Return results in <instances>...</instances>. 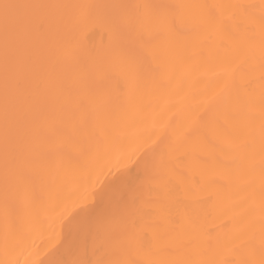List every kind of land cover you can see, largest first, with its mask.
Here are the masks:
<instances>
[{
  "label": "bare ground",
  "instance_id": "bare-ground-1",
  "mask_svg": "<svg viewBox=\"0 0 264 264\" xmlns=\"http://www.w3.org/2000/svg\"><path fill=\"white\" fill-rule=\"evenodd\" d=\"M94 9L101 22L81 26L76 39L88 50L111 44L105 15L151 11L140 5H208L175 9L181 45L162 70L145 76L129 93L113 81L115 107L83 129L64 128L41 146V159L26 180L9 192L12 227L5 242V193L0 162V264H240L264 259V0H56ZM201 12L208 14L202 17ZM210 20L211 23H205ZM167 33L157 43L164 44ZM135 33L127 47L135 48ZM82 70L71 65L69 77ZM115 79L122 80L119 72ZM251 97L250 108L237 103ZM233 118L225 122V113ZM196 129L216 144L209 151L198 139L190 155L167 161L176 141ZM238 145H248L241 152ZM220 163L226 167H220ZM175 169L172 171L171 169ZM217 178L212 199L195 181ZM182 174V177L181 175ZM154 176V179L149 177ZM204 203H199L200 201ZM134 201V203H133ZM129 206L133 215H122ZM194 215L196 239L167 237V216ZM135 220L136 238L121 235ZM153 228L161 239H156ZM145 233L147 238L145 239Z\"/></svg>",
  "mask_w": 264,
  "mask_h": 264
},
{
  "label": "snow or ice",
  "instance_id": "snow-or-ice-1",
  "mask_svg": "<svg viewBox=\"0 0 264 264\" xmlns=\"http://www.w3.org/2000/svg\"><path fill=\"white\" fill-rule=\"evenodd\" d=\"M119 5H83L59 3L56 0H0V162H2L5 193V242L12 227L9 209V192L26 180V173L42 158L40 147L48 143L49 137L61 134L71 127L83 129L89 120H103L115 107L119 97L113 95V87L129 93L138 91L145 76L164 69L177 55L181 45L180 31L176 27L175 9L203 10L208 5H136V8L151 9L135 17L128 15H105L102 22L109 26L111 44L103 50H88L76 39L81 26L101 22L94 9H109ZM202 17L208 14L201 12ZM210 24V20H205ZM135 33V48L127 47ZM162 33L168 40L159 44ZM261 45L264 48V19H262ZM81 65L82 70L69 77L71 65ZM119 72L123 79H115ZM237 103L250 108L251 97ZM260 103L264 109V90ZM264 114V113H262ZM225 113V122L232 119ZM198 139L207 150L215 151L216 144L207 135L196 129L179 138L167 161L158 168L167 167L173 161L190 155V146ZM244 152L248 145H238ZM261 148L264 151V125L261 128ZM220 167H226L220 163ZM175 171V169H171ZM182 177V174H179ZM206 177L195 184L201 192L212 199V188L217 178ZM154 176L149 179H154ZM134 203V201H133ZM199 203H204L200 201ZM122 215H133L129 206L121 210ZM169 239L188 243L196 239L197 221L186 211L182 218L167 216ZM135 220L124 223L121 235L129 240L136 238ZM156 239H161L158 229L153 228ZM147 234L145 233V239ZM73 264H83L74 261ZM98 264H104L103 261ZM109 264H120L119 261ZM200 264H215L212 260ZM240 264H255L244 260ZM264 264V259L260 261Z\"/></svg>",
  "mask_w": 264,
  "mask_h": 264
}]
</instances>
